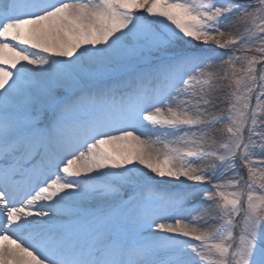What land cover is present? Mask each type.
Listing matches in <instances>:
<instances>
[{"label":"snow or ice","instance_id":"obj_1","mask_svg":"<svg viewBox=\"0 0 264 264\" xmlns=\"http://www.w3.org/2000/svg\"><path fill=\"white\" fill-rule=\"evenodd\" d=\"M0 264H264V0H0Z\"/></svg>","mask_w":264,"mask_h":264}]
</instances>
